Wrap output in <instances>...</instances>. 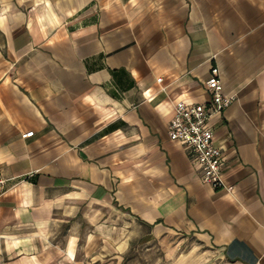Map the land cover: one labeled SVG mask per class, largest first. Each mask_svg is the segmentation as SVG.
Listing matches in <instances>:
<instances>
[{"label": "crops", "instance_id": "obj_1", "mask_svg": "<svg viewBox=\"0 0 264 264\" xmlns=\"http://www.w3.org/2000/svg\"><path fill=\"white\" fill-rule=\"evenodd\" d=\"M214 71L232 192L169 138ZM0 174V264H106L120 220L264 264V0H0Z\"/></svg>", "mask_w": 264, "mask_h": 264}, {"label": "built area", "instance_id": "obj_2", "mask_svg": "<svg viewBox=\"0 0 264 264\" xmlns=\"http://www.w3.org/2000/svg\"><path fill=\"white\" fill-rule=\"evenodd\" d=\"M213 73L206 82V89L211 95L207 104L177 101L169 124V138L185 147L192 164L201 170V179L205 184L216 190L232 192L234 187L225 184L224 153L216 144L210 119L225 111L235 100V95L227 94L219 73ZM33 135L32 131L22 136L28 138ZM6 182L7 179H3L0 174V194Z\"/></svg>", "mask_w": 264, "mask_h": 264}, {"label": "rangeland", "instance_id": "obj_3", "mask_svg": "<svg viewBox=\"0 0 264 264\" xmlns=\"http://www.w3.org/2000/svg\"><path fill=\"white\" fill-rule=\"evenodd\" d=\"M104 224L103 229L99 230L101 231L99 235L103 237L106 245V264H232L228 263L221 253L207 247L201 240L177 236L149 239L140 226H129L128 221L123 220L115 223V227H120L122 232L127 233L123 239H128L130 245L124 254H113L109 251L108 245L118 240L119 233L117 230L111 231L112 227L108 222L105 221ZM85 226L86 230H91L94 228V223L89 221ZM128 228H131L129 233ZM93 240L90 238L88 243L93 245ZM83 257V255L79 256V261Z\"/></svg>", "mask_w": 264, "mask_h": 264}]
</instances>
